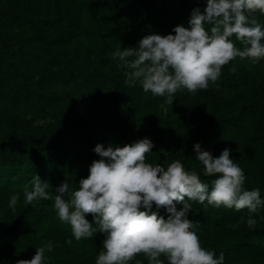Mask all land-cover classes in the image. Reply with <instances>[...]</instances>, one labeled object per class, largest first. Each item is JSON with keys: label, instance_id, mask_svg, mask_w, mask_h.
<instances>
[{"label": "trees", "instance_id": "trees-1", "mask_svg": "<svg viewBox=\"0 0 264 264\" xmlns=\"http://www.w3.org/2000/svg\"><path fill=\"white\" fill-rule=\"evenodd\" d=\"M205 4L0 0V264L30 260L48 241L53 251L45 253L46 264H94L103 235L76 241L52 200L25 206L23 189L31 187L33 175L47 180L53 192L67 178L76 188L99 159L93 151L97 143L123 146L148 137L154 145L145 154L148 162L167 166L179 159L203 182L214 177L201 174L193 146L213 156L228 147L245 171L244 187H259L264 196V59L252 64L237 57L222 67L218 87L195 94L178 90L168 105L139 84L127 87L126 70L111 58L147 33L188 27L191 9L203 11ZM258 21L264 24V16ZM13 193H19L15 212L8 206ZM190 203L188 218L203 247L223 253L224 264H264V209L249 228L241 220L246 209ZM137 260L147 264L143 254L130 264Z\"/></svg>", "mask_w": 264, "mask_h": 264}, {"label": "clouds", "instance_id": "clouds-1", "mask_svg": "<svg viewBox=\"0 0 264 264\" xmlns=\"http://www.w3.org/2000/svg\"><path fill=\"white\" fill-rule=\"evenodd\" d=\"M258 16H264V0H206L203 11L199 6L191 9L188 27L177 24L164 35L147 33L135 47L120 46L111 58L126 70L127 87L139 84L145 93L164 97L171 105L178 90L195 94L218 87L222 67L237 57L252 64L264 59V24ZM153 146L148 137L123 146L97 143L93 151L99 159L90 163L87 177L76 188L67 178L53 192L47 180L33 175L31 187L23 189V204L35 207L52 200L59 220L70 226L76 241L101 233L103 249L94 264H130L140 254L147 264H224L223 253L202 246L196 224L188 218L193 211L190 202L205 208L246 209L241 220L253 228L255 215L264 209L261 189L244 187L245 171L228 147L213 156L199 144L193 146L201 174L214 177L203 182L179 159L167 166L148 162L145 154ZM18 200L19 193L9 198L13 212ZM178 205H182L179 210ZM72 238L65 243L71 245ZM52 251L53 242L48 241L36 247L30 260L16 264H46L45 253Z\"/></svg>", "mask_w": 264, "mask_h": 264}]
</instances>
